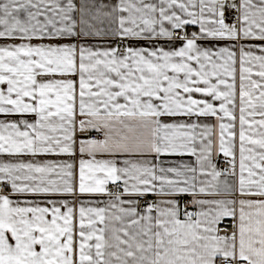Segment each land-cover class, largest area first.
Returning <instances> with one entry per match:
<instances>
[{"label":"snow or ice","instance_id":"1","mask_svg":"<svg viewBox=\"0 0 264 264\" xmlns=\"http://www.w3.org/2000/svg\"><path fill=\"white\" fill-rule=\"evenodd\" d=\"M0 264H264V0H0Z\"/></svg>","mask_w":264,"mask_h":264}]
</instances>
